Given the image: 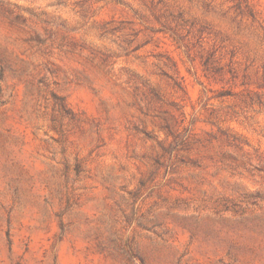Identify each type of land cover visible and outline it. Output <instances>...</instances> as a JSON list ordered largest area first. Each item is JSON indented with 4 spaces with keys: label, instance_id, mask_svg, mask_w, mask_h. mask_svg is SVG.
Instances as JSON below:
<instances>
[{
    "label": "rangeland",
    "instance_id": "374dc122",
    "mask_svg": "<svg viewBox=\"0 0 264 264\" xmlns=\"http://www.w3.org/2000/svg\"><path fill=\"white\" fill-rule=\"evenodd\" d=\"M0 264H264V0H0Z\"/></svg>",
    "mask_w": 264,
    "mask_h": 264
}]
</instances>
